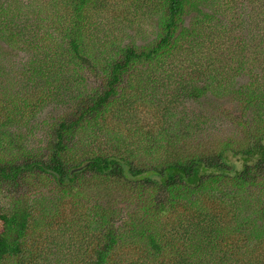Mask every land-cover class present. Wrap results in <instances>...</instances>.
Masks as SVG:
<instances>
[{"label":"trees","instance_id":"obj_1","mask_svg":"<svg viewBox=\"0 0 264 264\" xmlns=\"http://www.w3.org/2000/svg\"><path fill=\"white\" fill-rule=\"evenodd\" d=\"M231 1L45 0L40 11L17 13L19 29L11 6L0 5V41H26L25 82L37 95L27 109L0 82V99L11 103L0 105V264L45 259L38 244L44 219L54 218L51 196L79 216L67 223L80 231L68 239L72 264H264L245 260L264 250V38L250 24L246 36L236 32ZM116 6L115 21H133L148 40H101V16ZM253 53L261 72L240 84ZM60 98L68 108L47 124L44 153H27L20 124ZM224 99L241 114L216 104ZM188 103L207 104L206 115L188 124L178 117ZM142 106L151 114L145 130L130 126ZM219 115L234 125L230 136L185 143ZM43 178L42 211L9 191Z\"/></svg>","mask_w":264,"mask_h":264},{"label":"rangeland","instance_id":"obj_2","mask_svg":"<svg viewBox=\"0 0 264 264\" xmlns=\"http://www.w3.org/2000/svg\"><path fill=\"white\" fill-rule=\"evenodd\" d=\"M127 2H130L131 0H124ZM57 3V2H56ZM0 5L2 6H11V15L10 20L12 22L14 29H19L21 25L19 24L16 17L18 16L17 13L24 12L27 9L33 10L37 8V11H40L42 8L45 7V0H0ZM124 7H126L125 4H123ZM52 5L48 4L47 9L51 8ZM119 10L120 8H117V6L103 14L101 16L102 18V25H100L99 29V36L101 40L107 39V37H111L112 35L117 36H124L127 35L125 38L126 40H131L132 38H136L137 42L139 44L144 43V41L148 40L147 38L148 34L145 33H136L138 31V27L136 24L131 23H124L122 20L117 23L115 19L117 20L119 18ZM231 16V18L234 20V26L236 27V32L239 33L241 36H246L245 29H242L243 24H250L254 27L257 26L256 29V39H259L260 37L264 38V30H261L262 27H264V0H232L231 1V10L227 13ZM142 14H139L141 16ZM24 17V16H23ZM26 17V16H25ZM142 17V16H141ZM134 19V18H133ZM132 19V20H133ZM255 19V20H254ZM119 20V19H118ZM117 23V24H116ZM117 27L120 28L119 31H117ZM1 30H4L5 27H0ZM22 30V29H20ZM108 31H113V34L107 33ZM39 45H42V43H38ZM38 52L36 51V53ZM39 55V54H38ZM199 59L195 60V64L199 66L205 67V62L202 61V58L200 55ZM253 56L255 57V53L252 55V62H253ZM29 58H31V53L29 52V47L26 45V41L19 39L18 41L8 44L7 42L0 41V68L3 70V73H7V76H5V79L3 77L0 78V82L6 83L7 87L10 88L7 92V96L11 97L15 100V103H21V99H27L29 102L27 109L30 108V110L33 109L35 103L34 101L37 98L36 95V86H32L30 88V85L25 82L27 80V73L25 71L26 66L25 62L29 61ZM226 58V57H225ZM256 58V57H255ZM214 60V59H213ZM201 61L203 63H201ZM226 62V59H225ZM220 63L221 62H218ZM230 63L231 62H227ZM252 66V63L250 64ZM260 66V65H259ZM228 73H232L230 71H226ZM260 73L261 70H259L258 67L255 66L253 62V66L251 69V73L249 76H243L240 79H237L240 84L250 83L251 81H254L255 79V73ZM12 77V78H11ZM27 87V89H25ZM35 98V100H34ZM0 105H5L10 103L5 98L0 99ZM34 100V101H33ZM48 100V99H46ZM229 100H221L218 101L216 104H220L224 108L226 107L228 111L234 113L241 114L239 110L235 112L234 105L230 104L228 102ZM37 102V100H36ZM11 104V103H10ZM191 107V108H190ZM66 103L62 102V99L52 101L46 104H41L38 110H33V116L29 120L26 119L24 124H20V127L23 130L24 135L26 136V132H29L27 134L26 139L24 140V145L26 152L31 153V151H36V149L40 148L42 153H44V148L46 144V131L48 129V123H51V120L56 117L58 114L67 111L66 110ZM208 108L207 104L201 105V104H187V108L185 105L180 107V113H178L179 118H184L186 116V121L188 124H192V116H195L196 112L198 113H204L205 110ZM158 111H162V108H159ZM186 111V112H185ZM142 112V113H141ZM138 115V118L135 119L133 123H131L130 126H134L135 128H140V130H145L148 127V121L150 120V110L147 106H142V111ZM141 114V116H140ZM205 114V113H204ZM188 115H190L188 117ZM206 115V114H205ZM177 116V115H176ZM208 118L212 119L210 128L203 129L204 131H199L198 133L194 134L195 137H190L188 134L186 135L185 143L188 144L190 142L191 146H194L197 142V140L205 141V144L212 145L213 138L221 136L223 138L228 137L231 135L232 132H234L235 127L232 123L228 122V120H225L223 116L219 115L213 118L212 116H207ZM27 118V116H26ZM28 121V122H27ZM206 132V134H205ZM198 138V139H195ZM20 145V147L22 146ZM264 168V165H263ZM47 181L45 178H43V183L40 184L38 187H31L26 188L25 186L21 187H13L10 188L9 191L15 196V197H23L25 195L26 197H29L28 199L34 201V206L37 207L35 209H39L42 211L44 206H46V199H36L37 197L42 198L45 195H48L47 187L45 186ZM94 196V195H93ZM53 201V203L56 205V209L53 207V219H44L42 226L45 228L43 231V239L41 241V244H38V250L42 252L43 255H45V259H42V262L39 264H72L73 262V244L71 245L69 243L70 235L75 236L74 240H78V235L80 234L77 227L75 228V223L72 226H69L67 223H69V220L73 218V220L77 223L78 217L76 218V215L72 217V212L75 210V206H70L69 204H60L57 199H55L53 196L50 197ZM99 200L101 198H97L93 200V203L95 205L98 204ZM7 202V198L5 197V189L0 190V207L3 206ZM41 203V204H39ZM93 204V205H94ZM73 221V222H74ZM82 224V223H81ZM240 253V252H239ZM238 253V254H239ZM257 255V259L254 258V255ZM264 257V250L256 251L252 254L248 253L247 258L245 260H248V258H253V260H259Z\"/></svg>","mask_w":264,"mask_h":264}]
</instances>
